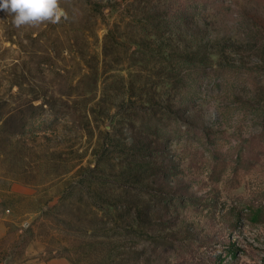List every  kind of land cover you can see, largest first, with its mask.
Segmentation results:
<instances>
[{"label": "rangeland", "instance_id": "1", "mask_svg": "<svg viewBox=\"0 0 264 264\" xmlns=\"http://www.w3.org/2000/svg\"><path fill=\"white\" fill-rule=\"evenodd\" d=\"M0 11V264H264V0Z\"/></svg>", "mask_w": 264, "mask_h": 264}, {"label": "clouds", "instance_id": "2", "mask_svg": "<svg viewBox=\"0 0 264 264\" xmlns=\"http://www.w3.org/2000/svg\"><path fill=\"white\" fill-rule=\"evenodd\" d=\"M0 11L10 13L16 26L36 24L42 21L60 22L67 12L59 0H0Z\"/></svg>", "mask_w": 264, "mask_h": 264}]
</instances>
